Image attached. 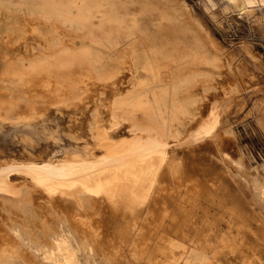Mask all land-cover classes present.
I'll list each match as a JSON object with an SVG mask.
<instances>
[{
	"label": "rangeland",
	"instance_id": "rangeland-1",
	"mask_svg": "<svg viewBox=\"0 0 264 264\" xmlns=\"http://www.w3.org/2000/svg\"><path fill=\"white\" fill-rule=\"evenodd\" d=\"M43 1L0 0V113L5 115L0 123V168L43 158H87V151L106 152L104 146V149L99 147L94 134L102 131L101 122L104 125L108 117L111 120L107 123L119 118L118 129L122 124L125 125L121 128L141 120L139 123L155 124L153 127L159 131L164 127L166 133L174 132L176 138L168 140H173L175 151L180 150L176 151L180 162L168 168L167 162L161 161L134 183L111 182L102 194L62 185L41 193V188L34 187L22 171L9 170L6 183L0 187V237L5 242L10 237L15 240L14 263L181 264L182 257L190 250L189 257L197 262L206 264L212 259L214 264H243L238 255H227L229 251L224 245L231 236L238 239L244 236L245 241V235L246 243L254 240L251 244L257 243V252H264V227L258 217L259 212L264 216V0H244L246 10L233 8L222 0H126L137 16L130 42L147 49L166 45L174 50L185 45L197 47L199 58L205 50L209 56L217 51L222 54L221 62L227 64L215 69L216 81L203 76L178 91H170V101L173 95L178 100L193 95L195 101L185 102L190 110L188 116L170 112L165 115V123L161 114L154 113L148 105L127 106L115 110L112 116L104 113L112 110L116 95L124 96L126 87L136 83L133 74L114 71L118 55L129 42L123 38V29L128 25L120 24L122 43L118 48L106 39L96 43L88 24L61 26L57 16L49 15L45 19L48 16L41 8ZM99 1L104 12L113 15L119 9L125 12L120 0ZM77 2L80 6V1ZM165 11L171 14V21L162 20ZM72 12L81 22L79 9L74 7ZM27 21L37 23L35 26L44 38H51L58 25L67 34L58 35L63 42L55 48L49 66L32 69L30 65L48 53L46 42L32 33L30 28L34 25L29 28L31 24ZM11 37L18 40L17 44L20 40L26 45L25 59L13 54L3 61L5 44ZM23 37L28 40L25 39L26 43ZM61 47L66 50L61 51ZM206 65V69H213ZM35 68L41 71L51 68L53 73L45 75L37 69L41 72L38 74ZM163 73L165 81L173 74L171 70ZM124 75L127 80L123 79ZM231 75L239 81L232 80ZM144 76L150 79L151 75ZM49 77L60 84L54 85L57 91L60 89L59 94L56 90L47 93L39 89ZM198 81H202L200 87ZM157 90L160 93L162 88ZM148 99L153 101L152 97ZM32 105L37 109L47 108L43 115L30 121L16 118L14 110L27 112ZM213 105L218 108L219 122L210 135L196 139V126ZM87 142L96 145L86 146ZM253 220L261 223V227ZM170 239L181 247L170 250ZM213 251L218 252L217 260Z\"/></svg>",
	"mask_w": 264,
	"mask_h": 264
},
{
	"label": "bare ground",
	"instance_id": "bare-ground-1",
	"mask_svg": "<svg viewBox=\"0 0 264 264\" xmlns=\"http://www.w3.org/2000/svg\"><path fill=\"white\" fill-rule=\"evenodd\" d=\"M8 1H10V0H8ZM77 1L78 0H71L70 2H62V1H57V0H44L41 8L46 13L45 15L48 16V17H45V19H49V15L57 16L61 22V26L67 25V24L70 26H73L74 24H77L79 26L84 25V24H88L89 33L92 35L93 40L96 43H102V41H104L106 39L108 41H111L114 44L115 48H118L119 45H121V43H122V40L119 39V34L121 33L120 31H122L120 24L126 23L128 25L127 29H123V34H124L123 38H125L129 42H127L125 44L126 46L122 49V52L118 55L117 63H116V70H114V71L116 73H121L123 71L124 72L126 71L128 74H133L135 76L134 79H135L136 83L132 86H130L131 85L130 84L129 86L126 87V91H125L124 96L117 97V95H116V98L113 100V103H112V110H109L110 112H106L108 109L107 110L105 109L106 111L104 113H106L108 116H112L113 113L115 112V110H118V109H121V108H124L127 106H131V107L143 106L144 107V105H146V106L148 105V107L150 106L149 108L153 109L152 111L154 113L161 114L160 116L162 117V121H164V123L166 120L165 115L169 114L170 112L173 114L179 112L184 116H188L190 114V110L188 109L187 103H185V102L186 101L187 102L188 101H195L194 96L188 95L187 97L184 98V100H178L176 95H173L172 100L170 101L169 100L170 91H173V92L178 91L179 89H182V88L186 87L187 85H190V83H193L195 80H197V78L203 77V76L210 78L212 81H216L215 75L217 74V71L215 69L218 67H226V65H227V64L221 62L222 61V57H221L222 54L220 52H217V51L213 52V54L211 56H209L207 53V50H205V52L201 55L202 58H201V56L199 58L200 52H198L197 47L196 48L187 47L185 45V46H178L174 50V49L170 48V46L166 45V47H162L161 49H154V48L147 49V48L139 46L135 41L131 40L132 42H130L129 38L135 33L133 26L136 24L137 16H136V10L131 8L129 5H127L128 2L126 0H120L124 4L125 12H123L122 10L119 9V10H117L118 12L114 13V15H113V13H107V12L102 11L101 10V4H100L99 0H79L81 3L80 6L78 5ZM222 1L228 2L230 4V6L233 8L238 7L241 10H246L248 8V6L245 4L244 0H222ZM74 7H77L79 9V15L82 19L81 22L77 21L75 19V15L72 12V9ZM171 17H172L171 14L168 13V11H165L161 18H162V20L171 21L172 20ZM27 22H30L29 25L31 24V21H27ZM36 24H34V22H33L28 27L30 28L32 25H34L30 29H31L32 33H35L36 36L38 35V36L42 37V40L46 42V50H47L48 54L43 59L39 58V57H41L40 56L41 54L39 55V57L36 55L40 60L30 62L32 69H33V67L49 66L50 59L53 58L54 53L56 51L55 48L62 45V42H63V40L60 37H58V35L61 32H63L65 34V32L63 30H61V27L58 25L53 29V34H52L51 38H46V37L44 38L43 32L41 30H39V28L37 26H35ZM28 30H26V31H28ZM48 31H50V30H48ZM29 32H30V30H29ZM20 35H24V34H20ZM65 35H67V34H65ZM26 36L28 37L29 35L27 34ZM11 38L6 41V44L4 43L6 45V47H5V53H4V55H2L3 58L5 57V59H3V61L4 60L8 61V59L11 58V55H13V54L21 55L22 59H25V56H27L26 52H25L26 45H22L20 43V40H19V43H20V46H19L18 45L19 43L18 44L16 43V42H18V40L17 39L14 40V38H12V39ZM23 38L21 39V42H22ZM18 39H20V38H18ZM25 39L26 38H24L23 42L26 43ZM29 41H31V39ZM38 42H39V40H38ZM65 43H67V42H65ZM28 44H30V42ZM32 45L35 46L34 44H32ZM28 47H29V45H28ZM22 49H24V51ZM27 49H29V48H27ZM60 50L65 51L66 48L61 47ZM18 51H20V52H18ZM29 52H30V49H29ZM57 52H58V49H57ZM32 55L34 56L35 54H32ZM18 57H20V56H18ZM12 59L16 60L15 58H12ZM71 62H73V61H71ZM206 64L211 65V67L214 70L213 69L212 70L206 69V67H205V66H207ZM232 68H231V72L233 71ZM37 69L39 71H41V69L35 68L36 71H37ZM43 69H47V68H43ZM49 70L50 71L43 70L41 72L42 73L44 72V74L46 72H49V73L52 72L53 73V70L51 71V68H49ZM165 70H171L173 72L172 77L168 81L167 80L165 81L162 78V73ZM31 71L35 72L34 70H31ZM188 71H190L191 73H187ZM41 72H39V73L41 74ZM37 73H38V71H37ZM112 73H114V72H112ZM143 74H150L151 75L150 79L146 78L145 76L143 77ZM229 74H232V73L229 72ZM128 76H130V75H128ZM231 77H232V80H235V75H233V76L231 75L230 78ZM32 78H34V77H32ZM35 78L37 79V77H35ZM39 78H41V77H39ZM45 78H46V76H45ZM119 79L122 80V77H120ZM123 79L127 80L126 76ZM91 80H94V79H91ZM118 80H116V81L118 82ZM201 80L204 81L205 79L204 80L201 79ZM40 81H42V80H40ZM202 81L201 82L198 81V82H200V85H198L199 87L201 86ZM235 81H239V78L236 77ZM240 81H242V80H240ZM34 82L37 83L36 80ZM43 82H44L43 85L40 86V88H39L41 91H45V92L51 91V90L57 91V87H55V86H56V83L58 81L56 82V80L49 77L45 81L43 80ZM59 82H60V80H59ZM206 82H208V81H206ZM57 84H59V83H57ZM229 84H230V82H229ZM203 85H204V83H203ZM158 87L162 88V91L160 93L157 92ZM119 88H121V86ZM195 88H194V90H197ZM58 89H59V87H58ZM74 89H73V91H74ZM190 92H191V90H190ZM49 93L52 94V92H49ZM64 93L66 94V91ZM36 94L38 96L37 92H36ZM58 94H59V92H58ZM58 94H56V95L59 96ZM65 94H64V96H65ZM115 94H117V93H115ZM29 95H32V93ZM62 95L63 94H61V96ZM112 96H113V94H112ZM112 96L111 95L108 96L107 99H109V97H112ZM41 97H43V96H41ZM49 97L51 98V100H53V98L51 97L50 94H49ZM53 97L55 98V95ZM66 97L67 96H65V98ZM73 97H75V96H73ZM148 97H152L153 101L151 102L150 99L147 100ZM43 98H45V97H43ZM111 101H109V102L111 103ZM51 103H53V102H51ZM49 105H51L50 102H49ZM208 105H210V104L208 103ZM208 105L206 104V106H208ZM32 106L33 107H31V108L29 107L27 112H18L16 110H14L15 111L14 114L16 115V118L18 120L21 119V120L30 121L34 117H38V116L43 115L45 109L47 108L46 106H44L45 108L42 107V109L41 108L37 109V107H34V105H32ZM141 109H142V107H141ZM204 110H206V109L204 108ZM116 112H118V111H116ZM205 112H206L205 116L203 115L202 118L199 117L202 120L198 122L199 124L197 123L198 126L195 125L197 127L195 134H194L195 138L197 137L196 139H201L204 136L210 135L211 132L215 129V127L217 126V124L219 122V111H218V108L216 105L210 106V108L209 109L207 108V110ZM102 113H101V116L103 115ZM203 113L204 112L201 111V114H203ZM106 114L103 116H106ZM101 116H99V117H101ZM127 116H129V115H127ZM4 118H5V115L2 114V112H1L0 113V123H1V120ZM99 119L101 120V118H99ZM144 119L147 120L148 117H147V119L146 118H144ZM110 120H111V117H110ZM110 120L108 117V118H105L104 122H106V121L108 122ZM118 121H119V118H118ZM118 121H115V122L112 121L113 123L112 122L111 123L106 122L104 125H103V122H101L103 128H101V125H100L99 129L101 128L102 131L99 130L97 133L94 134L96 136V139L98 140L99 145H100L99 147L103 148V146H104L107 149V150H104L106 152H102V151L97 150L95 152L89 153L87 151V153L89 154L87 158H83L81 156L73 157V158H59V159H54V160L43 158L41 160L39 159V161L38 160L30 161L27 164L10 165V166L4 167V168H0V187H3L4 184L6 183L8 173H9L8 171L13 170V168H14L16 170L22 171L30 179V182L32 183V185L34 187L39 186L42 190L41 193L48 190L49 187H52L55 189L56 185H62L65 187L72 186L76 189V191H86V192H92V193L100 192V194H102L104 191L103 188L109 186L111 182L121 183L124 185L129 184V183H134L135 180L137 178H139L140 176L144 175V173L146 171H149V170L153 171L161 163V161H166L168 168H172V167L179 165L180 158L178 157L179 155L176 152L178 150L175 151L174 148L172 147L173 146L172 145L173 140H170V141L168 140L169 137L176 138V136L173 135L174 132L173 133L171 132L172 134L171 133L168 134L165 132L164 127L162 128V131H159L160 130L159 128L155 129L156 127H153V126H155V124L153 126L151 123H150L151 126L147 125L149 123L148 120L146 121V122H148L146 124L145 123H139L141 120L139 122L137 120L138 123L136 121H134L133 123H130V125L126 124V126L121 128L123 125H125V124H122V126L118 129L117 128V126L119 124ZM173 121H175V120H173ZM101 123L99 121V124H101ZM263 126H264V123H263ZM170 130H171V128H170ZM102 133H104L105 136ZM195 138L193 137V140H195ZM208 142H211V141L208 140ZM175 143H177V142H175ZM203 144H204V142H203ZM206 144L207 143L204 144V147L206 146ZM89 145L92 146L90 144V142H87L86 146H89ZM95 145H93V146H95ZM208 145H209V143H208ZM37 191H39V193ZM37 191L36 192L38 194H40V190H37ZM232 202H233V200H232ZM247 203H248V201H247ZM247 211H249V210H247ZM247 211H246V213H247ZM252 212H254V210ZM259 214H260V212H259ZM259 214H258V217L260 220L259 222L262 221L263 222L262 226L264 227V216H262L261 214L259 216ZM255 217H256V214H255ZM255 217L253 216L254 219H255ZM253 223H255L254 220H253ZM258 223H255V224L257 225ZM249 224L252 225L251 220H250ZM249 224H246V225H249ZM259 224H260V226H258V227H261V223H259ZM256 225H255V227H256ZM244 227H245V225H244ZM258 227H256V228H258ZM250 228H251V226H250ZM261 230H263V229H261ZM51 231L52 230H50V232ZM239 233H242V232L239 231ZM244 233L246 234V232H244ZM250 233H252V232H250ZM253 233H256V232H253ZM13 236L16 237L14 234H13ZM245 236L248 238L247 235H245ZM253 236H257V235L255 234ZM236 237L231 236L229 239L225 240L224 247L227 248L229 251V254H227V255H230V256H232V255L237 256L238 255L237 257L240 258V260L243 264H264V255H262V253H264V252L261 253L260 250H259V253L257 252L256 247H255L257 243L254 245H252L253 243L251 244V242H253L254 240H252L249 244V242L246 243L247 238L245 240L246 242L244 241V238H243L244 236L239 238V239H238V236H236ZM259 237L260 236H258V238ZM263 238H264V235H263ZM1 239L2 238L0 237V240ZM44 239L46 241H49V237H46ZM12 240L13 239L10 237L8 240L9 242H5L3 240L0 241V264H15L14 260L17 256V251H16L15 240H13V241ZM173 240L174 239H170V242L168 244L170 250H172V251L176 248L181 247L178 243L173 242ZM258 240H261V239H258ZM263 240H261V241L263 242ZM50 241H51V239H50ZM44 246H46V245H44ZM56 250H59V246H56ZM189 251L186 252V255L182 257L181 264L182 263H185V264H198V263L199 264H205V262L201 263V262H197L196 260L191 259L188 255ZM261 251H263V250H261ZM213 252H214V254H212L213 258H216V260H217L218 259L217 258L218 252H216V251H213ZM52 254H53V252H52ZM60 254H62V253H60ZM210 255H211V253H210ZM236 256H234V257H236ZM31 260L34 261L33 259H31ZM228 260L230 261L229 258H228ZM27 261H29V260H27ZM61 263L62 262H58V264H61ZM206 264H214V263H213V260L211 259V261L206 263ZM216 264H217V262H216ZM230 264H233V263H230Z\"/></svg>",
	"mask_w": 264,
	"mask_h": 264
}]
</instances>
